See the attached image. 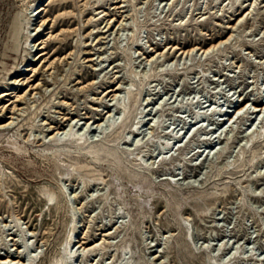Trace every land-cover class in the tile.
<instances>
[{"label":"rangeland","instance_id":"1","mask_svg":"<svg viewBox=\"0 0 264 264\" xmlns=\"http://www.w3.org/2000/svg\"><path fill=\"white\" fill-rule=\"evenodd\" d=\"M24 95L1 259L264 264V0H0V125Z\"/></svg>","mask_w":264,"mask_h":264},{"label":"bare ground","instance_id":"2","mask_svg":"<svg viewBox=\"0 0 264 264\" xmlns=\"http://www.w3.org/2000/svg\"><path fill=\"white\" fill-rule=\"evenodd\" d=\"M254 5V4H253ZM252 8H253V6H252ZM251 8V9H252ZM44 12V9L42 10L41 9V12H40V14H42ZM250 13H251V11H249L248 12V14H247V18L249 17V15H250ZM106 15H104L103 16V18L105 17ZM42 25H41V27L42 26H45V25H49V23L47 24V21H42ZM38 31V30H37ZM48 34H50V33H48ZM48 34H46V35H48ZM42 44H43V41H40L39 42V45H38V47H40L39 49H40V51H44V47H42ZM222 43H219V44H216V45H214V46H212V47H210V48H208V49H206V50H204L203 51V54H208L209 52H211V51H214L215 49H217L220 45H221ZM195 49H193L192 51H188V52H182L181 53V56H188V55H191L192 53H193V51H194ZM47 56V54L45 53V52H42V53H40L39 55H38V61H42V63L44 64L45 63V60H43L44 59V57H46ZM30 72L31 71H34V72H36V69L35 70H29ZM20 83H22L21 84V86H24L25 88L26 87H28L27 88V90H26V93H25V95H31L32 94V92L33 91H36V90H38V87H36V88H34L33 86H30V82L28 81V80H16L15 82H14V85H19ZM119 88H117V89H112V90H109V91H107V94H106V97L107 96H112L113 97V101H119V97H120V93H119ZM25 95L24 96H15V98H16V100L14 101V102H12L9 106H3L2 107V109H1V111L5 114V115H9V117L7 118L8 120H9V122H7V123H4V124H2V125H0V130H5V129H8V128H12V127H15L16 126V118H15V116L17 115V113H19V112H21L22 110L21 109H18V104L17 103H19V102H22L25 98ZM9 95L7 94V93H4L2 96H1V98H5V97H8ZM239 110L241 111L242 109H240L239 108ZM245 110V109H244ZM262 111H263V109H255V111L252 113V114H260V113H262ZM241 113V112H240ZM110 119L111 118V112H109L108 114H106L105 116H104V118L102 119V120H100V122H99V124H98V126H96V127H101V126H103V124L106 122V120L107 119ZM69 120V122H68V125L62 130V131H60V132H57L55 135H54V137L52 138V139H57V138H60L59 140H67V141H69V140H73L74 138L73 137H75L74 136V132H75V129L77 128V126H79V123H80V121L78 120V119H69V118H66L65 119V121H68ZM86 120H87V122L84 124V126H86V127H90L91 126V121H90V119H88V118H86ZM95 124H97L96 122H94L93 123V125H95ZM110 124V123H109ZM83 126V127H84ZM112 127V126H111ZM102 128V127H101ZM66 137V138H64V137ZM64 138V139H63ZM68 242H70L69 240H68ZM78 244H79V246H78V249H82L83 248V245L85 244V243H81L80 244V242H78ZM28 247L29 246H24L22 249H21V251H20V253L17 255V256H7L6 258H7V260H3V259H1L0 258V264H31L32 263V261H34V259H35V257H36V255H34V254H32V255H28L27 256V258H25L26 257V253L28 252ZM97 246H95L94 248H92V249H95ZM83 251H85V248L83 249ZM38 256V255H37ZM38 258V257H37Z\"/></svg>","mask_w":264,"mask_h":264}]
</instances>
